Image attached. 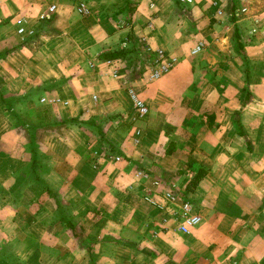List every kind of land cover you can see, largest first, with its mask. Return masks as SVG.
Listing matches in <instances>:
<instances>
[{"label": "crops", "instance_id": "obj_1", "mask_svg": "<svg viewBox=\"0 0 264 264\" xmlns=\"http://www.w3.org/2000/svg\"><path fill=\"white\" fill-rule=\"evenodd\" d=\"M240 1L0 0V175L13 178L0 247L28 223L39 242L36 260L13 247L0 264H68L74 247L89 264H264V0ZM122 49L134 53L105 58ZM159 52L175 61L152 79ZM23 111L31 134L17 127ZM27 135L46 171L28 169ZM34 177L81 237L55 224ZM182 202L201 218L187 234Z\"/></svg>", "mask_w": 264, "mask_h": 264}, {"label": "trees", "instance_id": "obj_2", "mask_svg": "<svg viewBox=\"0 0 264 264\" xmlns=\"http://www.w3.org/2000/svg\"><path fill=\"white\" fill-rule=\"evenodd\" d=\"M238 35V33H237ZM131 53H134L132 49H122V50H118V51H114V52H110L108 54L105 55V58L107 59H112V58H127L128 56L131 55ZM141 61H143V59H140ZM15 118L17 120H19V117L17 116V114H15ZM57 123L59 124H68V123H72V122H75L74 120L72 119H67V120H64V119H61V120H58L56 121ZM237 122V121H236ZM18 126H23V131L27 134H31L32 132L29 131L28 127H25V122L20 120V121H17V127ZM238 126V124H237ZM239 134H242L240 131H239ZM27 139H28V150H29V153L31 154V162L28 166V169H32V170H35V169H38V167L44 171H46V168L44 166V161H45V158L40 154L39 152V149H37V146L35 144V142H32L30 141V138L29 136L27 135ZM45 168V169H44ZM39 169V170H40ZM202 175H198L195 179H193V183H197L198 179L201 177ZM26 178V177H25ZM34 181H36L37 183L41 184L48 196L49 199H51L55 205V217H56V221H55V224L56 223H59L61 224L67 231L68 233L72 236V237H81V232L79 230V228H77V224L74 222L73 220V216H72V213H71V207L67 204L64 203L63 199L61 198L60 194L57 193L56 191L50 189L45 182H43L41 179L39 178H36L34 177ZM30 181H33V178H30L27 176L26 179H24L23 183L21 184L20 187H22L23 185L27 184L28 182ZM19 196H17L16 199H18ZM80 232V233H79ZM8 245H3L0 247V252L4 249H7ZM3 254L1 253L0 254V260L1 258L3 257L2 256ZM4 258V257H3ZM5 258H7L8 260V263L9 264H15V259H13L11 256H6ZM17 264V263H16ZM19 264V263H18ZM167 264H175L173 262H168Z\"/></svg>", "mask_w": 264, "mask_h": 264}, {"label": "built area", "instance_id": "obj_3", "mask_svg": "<svg viewBox=\"0 0 264 264\" xmlns=\"http://www.w3.org/2000/svg\"><path fill=\"white\" fill-rule=\"evenodd\" d=\"M181 4L184 5H193L195 3V0H176ZM79 10L82 14H87V10L86 7L84 6V4H81L79 6ZM55 11V6H52L49 8V12H54ZM221 12H219L220 14ZM19 33H23V29H19L18 30ZM204 46L201 44H198L194 50L193 53H198L201 51V49ZM174 59H166V56L164 55L163 52H159L157 53V57L155 59V61L152 63L153 65V70L154 72L152 73V79L158 78L159 76H161L162 74L167 73L174 64ZM129 94L133 100V110H134V115L132 117L133 121L139 120V119H143L145 117V115L148 113V108L147 106L144 104V102L142 100H140L139 98L136 97V95L134 94V92L132 90H129ZM140 131L136 130L135 131V135H139ZM116 161L119 160V158L115 159ZM140 174V173H139ZM151 198H149V201H153L150 200ZM164 201L166 203H174L175 202V197L173 195V193L171 191H168L165 193L164 196ZM162 207H164V205L162 204ZM191 206L188 202H182L181 204V210H182V214L180 215L179 218V226H178V231L182 234H187L189 233L190 229L195 227L196 225L199 224L201 218L200 216L197 215H193L191 214Z\"/></svg>", "mask_w": 264, "mask_h": 264}, {"label": "rangeland", "instance_id": "obj_4", "mask_svg": "<svg viewBox=\"0 0 264 264\" xmlns=\"http://www.w3.org/2000/svg\"><path fill=\"white\" fill-rule=\"evenodd\" d=\"M251 1V2H250ZM256 1L257 0H242V1H240V4H248L249 2H250V4H256ZM259 3H261V1H258ZM189 6V5H188ZM243 8V7H242ZM241 12H244L243 10L241 11ZM218 13V12H217ZM235 14L237 15V14H239V11H238V9H236L235 10ZM21 114V116H22V118H21V120L22 121H24V122H26V121H29L30 120V118L29 117H27V116H25L24 117V114H25V112L23 111L22 113H20ZM20 114L19 115H17L18 117H19V120H17L16 119V122L17 121H20ZM20 148H16V149H14L15 151H14V153H17V154H23V151L22 150H20V152L18 151ZM13 153V154H14ZM23 179V178H22ZM16 180H18V178H16L14 181H16ZM13 181V178H11V177H9V175H0V199H4V197L6 196L7 197V194L6 193H4V190H3V188H2V186L4 185V184H6V185H4V187L5 186H8L9 185V183L10 182H12ZM19 183V182H18ZM16 184H17V182H16ZM15 195L16 194H12V196L13 197H15ZM8 199H11V197L10 196H8V198H7V200ZM12 200H13V198H12ZM15 200H16V197H15ZM27 212H30L29 211V209H27ZM28 218H29V220L30 219H32V218H34V215H31L30 213H28ZM28 218H26V217H24V220H25V222H30L29 220H28ZM26 229H28V233H27V235H25V237H24V239L23 240H18V241H16V242H14V243H9V244H11L10 246H11V249L13 248V247H16V248H19V250H21V255H22V258L23 259H28V260H36V256H37V251H36V244H37V246H38V244H39V242L37 241V239L35 238V234H36V226H35V223H34V225L33 224H30V223H28L27 225H26ZM80 233V232H79ZM77 245H79V243H77ZM80 246V245H79ZM24 248V249H23ZM11 249H4V250H2L1 252H0V254L2 253V254H4V253H9V254H11L12 252H14V251H12ZM18 251V250H17ZM81 252L82 251H80V252H78L77 250H76V248L74 247L73 248V250H72V253H71V256L72 257H70V259H69V261H70V263H68V264H89V261H88V257L87 258H85V256H83L82 254H81ZM12 257V256H11ZM92 263V262H91ZM95 264V263H94Z\"/></svg>", "mask_w": 264, "mask_h": 264}]
</instances>
